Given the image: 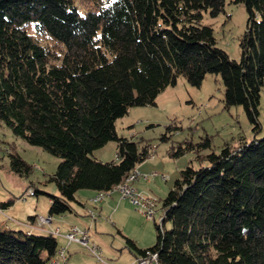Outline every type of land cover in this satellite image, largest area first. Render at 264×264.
Listing matches in <instances>:
<instances>
[{
    "label": "trees",
    "instance_id": "trees-1",
    "mask_svg": "<svg viewBox=\"0 0 264 264\" xmlns=\"http://www.w3.org/2000/svg\"><path fill=\"white\" fill-rule=\"evenodd\" d=\"M229 1L247 11L238 60L202 23L203 12L216 16L226 0H0V122L60 159L47 178L58 192L47 193L50 219L73 212L80 189L113 191L152 155L148 140L120 136L116 121L130 107L156 105L180 76L198 87L206 74L220 75L224 108L242 105L260 129L264 0ZM182 129L173 121L161 134L170 157L210 148L208 135L172 141ZM108 141L116 142L114 159L90 156ZM7 155L8 169L28 176L32 166ZM200 156L163 198L155 244L139 248L125 236L127 248L158 264H264V136ZM57 245L50 231L0 227V264H51Z\"/></svg>",
    "mask_w": 264,
    "mask_h": 264
},
{
    "label": "rangeland",
    "instance_id": "rangeland-1",
    "mask_svg": "<svg viewBox=\"0 0 264 264\" xmlns=\"http://www.w3.org/2000/svg\"><path fill=\"white\" fill-rule=\"evenodd\" d=\"M246 19L247 11L244 4H233L226 0L224 11L216 16L203 12L202 23L211 25L213 28L217 46L230 58L238 60L239 41L246 28ZM223 90V82L217 74H206L198 87L190 85L183 76H180L174 85L167 86L157 96L156 105L130 107L128 112L116 121V130L120 136L132 137L136 140L142 138L148 140L152 146V155L138 165L137 172L146 174L155 171L157 175L150 180L140 178L135 181V186L139 192L157 199L154 219H146L141 212L135 210L132 203L127 201L126 207L121 212L115 213L113 217L112 210L107 214L101 212L96 218L97 221L103 222L104 227L98 225L96 232L89 212H93L96 216L98 202L95 199L99 195L89 198L88 193H93V190H78L76 199L82 202L84 207L78 203H72L75 213L70 212L67 215L77 218L80 224H90V233L94 237H101L105 246L100 242L97 243L101 248L103 260L101 262L87 247L73 242L64 253L65 257L71 258V264H137L136 256L127 248L123 236L133 239L139 248H148L155 244L154 222L160 223L163 214L162 200L172 187L174 180L179 177V171L188 164L198 167L201 154L210 151L218 153L225 143L237 147L241 139L249 141L254 137L264 136V84L260 91L257 117L260 129L255 132L254 124L249 120L242 105L224 108ZM173 121H176L177 125L182 126L183 129L173 134L172 141L191 139L196 143L208 135L211 140L210 148L203 150L197 156L194 152H187L177 158L170 157L166 151L170 142L162 141L160 137L166 132L165 126ZM115 149L116 142L108 141L94 150L90 156L109 161L115 158ZM8 150L17 152L32 166L28 176L15 174L8 169ZM59 160L41 147L30 145L23 139L15 137L10 129L0 122V200L12 199L17 206L15 211L21 214L25 212L24 205L37 203L38 214L47 217L49 207L47 193L58 194L54 183L47 181V178L55 171ZM28 186L40 192L24 194ZM22 197H26V201ZM1 216L6 217L7 214H0ZM57 216L54 215V218ZM0 227L7 229L3 225ZM166 227H170L169 222L166 223ZM55 236L60 249L61 238ZM90 242L89 239V244ZM59 251L55 260L62 264L65 259L60 256ZM70 252L71 256H69Z\"/></svg>",
    "mask_w": 264,
    "mask_h": 264
},
{
    "label": "crops",
    "instance_id": "crops-1",
    "mask_svg": "<svg viewBox=\"0 0 264 264\" xmlns=\"http://www.w3.org/2000/svg\"><path fill=\"white\" fill-rule=\"evenodd\" d=\"M137 170L139 171L138 166H137ZM138 180H140V178L135 180V181H138ZM135 181L133 183L134 185H135ZM88 194H90L89 198H92L97 193H96V191H93V193H88ZM5 201H7V200H5ZM24 201H26V199ZM127 201L129 202L128 199L121 197L118 192L113 191L111 194L107 195L102 201L98 202V206H97L98 211L96 213V217L100 216L101 212L103 214L104 213L107 214V212L111 211V210H112V217H113V215L115 213L121 212V210H123L126 207V205L128 204ZM0 202H2V201L0 200ZM80 203H82V202L79 201L78 204L81 205ZM16 207L17 206L14 204V201L11 205L0 206V214H4V213L7 214V216H6L7 218L4 216L0 217V225H3V227H6L8 229L23 230L25 232L31 231V232H37V233H39V232H45V233L47 232L48 233L49 231L51 232L54 229L58 228L59 233L55 234V235H57L61 238V245H62V247L60 249H58V251L63 249V253H65V250H67V248L69 246H71L73 242H75V241H72L69 244H67V239L64 236L65 233L69 230L71 225H77L79 228L87 229L88 234H89V239L91 240V242H90L91 244L97 245V243L100 242L105 246V243H103V241L101 240V237H96V236L94 237L92 235V233H90V229H91L90 224H80V223H78V219L75 217L68 216L67 214L58 215L56 218H54V216H51L50 222L38 225L37 217L43 216V215L38 214L37 203H35L34 205H32L31 203L24 205L23 208H24L25 212L23 214L17 213L15 211ZM73 212L75 213V211H73ZM47 213H48V211H47ZM30 216H32L34 218L31 219ZM92 222L94 225V230L96 232L98 231V225H100L101 227H104L103 222L97 221V218H95V221H92ZM114 224H115V222H114ZM104 230L106 231V229H104ZM123 238H124V236H123ZM75 243L77 244V242H75ZM98 247H100V246H98ZM69 256H71V252L69 253ZM136 258H138V257H136ZM63 259H65V260L62 264H71V262H70L71 258L70 257L69 258L65 257ZM51 264H60V263H59V261L55 260V258H54L51 261Z\"/></svg>",
    "mask_w": 264,
    "mask_h": 264
},
{
    "label": "built area",
    "instance_id": "built-area-1",
    "mask_svg": "<svg viewBox=\"0 0 264 264\" xmlns=\"http://www.w3.org/2000/svg\"><path fill=\"white\" fill-rule=\"evenodd\" d=\"M157 173L155 171L150 173H140L138 172L135 177L134 181L141 178L144 180H150L152 177L156 176ZM164 177V176H163ZM24 194H33V188L28 187L25 190ZM120 196L129 200L135 207V210L141 212L146 219H154L155 208L157 204V199L155 197L149 196L144 194L143 192H139V189L134 185L125 189L124 193H120ZM106 196L102 195L100 199H95L97 202L102 201ZM25 200V197H22ZM89 216L91 217L92 221H95V214L93 212H89ZM161 220V219H160ZM38 225L45 224L50 222V217L38 216L37 218ZM53 234H58L59 229L56 228L51 231ZM65 238L67 239V244L72 241L78 242L81 245L87 247L91 253L101 262H103L101 258V249L95 244H89V234L87 229L79 228L77 225H71L69 230L65 233ZM59 254L62 258H65L63 249L59 251ZM105 263V262H104ZM137 264H154L153 259H140L136 258Z\"/></svg>",
    "mask_w": 264,
    "mask_h": 264
},
{
    "label": "bare ground",
    "instance_id": "bare-ground-1",
    "mask_svg": "<svg viewBox=\"0 0 264 264\" xmlns=\"http://www.w3.org/2000/svg\"><path fill=\"white\" fill-rule=\"evenodd\" d=\"M137 169H135L130 175L129 177L127 178L126 182L122 185H120L119 187L115 188L113 191L115 192H118V193H124L125 192V189L129 188V187H132L134 186V177L135 175L137 174ZM113 191L109 192V193H100L99 194V197L96 198V199H100L102 195H109L111 194ZM140 259H153V262L154 264H158V261H157V257L156 256H153V255H150L148 257H140Z\"/></svg>",
    "mask_w": 264,
    "mask_h": 264
}]
</instances>
